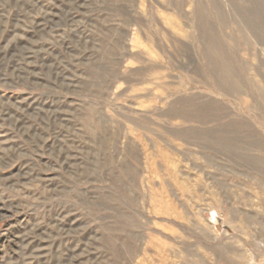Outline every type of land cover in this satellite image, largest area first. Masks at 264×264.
<instances>
[{"label":"rangeland","instance_id":"obj_1","mask_svg":"<svg viewBox=\"0 0 264 264\" xmlns=\"http://www.w3.org/2000/svg\"><path fill=\"white\" fill-rule=\"evenodd\" d=\"M0 264H264V0H0Z\"/></svg>","mask_w":264,"mask_h":264},{"label":"bare ground","instance_id":"obj_2","mask_svg":"<svg viewBox=\"0 0 264 264\" xmlns=\"http://www.w3.org/2000/svg\"><path fill=\"white\" fill-rule=\"evenodd\" d=\"M170 208V207H169Z\"/></svg>","mask_w":264,"mask_h":264}]
</instances>
